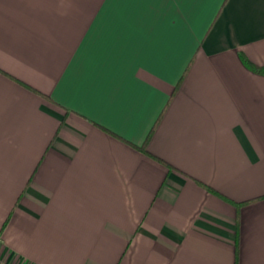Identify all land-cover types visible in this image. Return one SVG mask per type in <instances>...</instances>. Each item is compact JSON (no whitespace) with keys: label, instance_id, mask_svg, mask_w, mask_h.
<instances>
[{"label":"crops","instance_id":"crops-1","mask_svg":"<svg viewBox=\"0 0 264 264\" xmlns=\"http://www.w3.org/2000/svg\"><path fill=\"white\" fill-rule=\"evenodd\" d=\"M243 53L264 0H0V260L264 264Z\"/></svg>","mask_w":264,"mask_h":264},{"label":"trees","instance_id":"trees-1","mask_svg":"<svg viewBox=\"0 0 264 264\" xmlns=\"http://www.w3.org/2000/svg\"><path fill=\"white\" fill-rule=\"evenodd\" d=\"M242 55H243V58H244L245 62H246L251 68H252V70H254L255 72H258V73H264V65H262V64H258V63L254 62V61H251V60H250V59H249L244 53H243ZM184 76H185V73L182 75V77H181L180 80L178 81V83H177V85H176V87H175V90L173 91V94H174V93L176 92V90L179 88L180 84L182 83V81H183V79H184ZM18 80L21 81V82H23V83H25V84H27L25 81H22V80H20V79H18ZM27 85H28L29 87L33 88L34 90L39 91L37 88H34V87L31 86L30 84H27ZM39 92H40V91H39ZM165 108H166V107H165ZM165 108H164V109H165ZM164 109H163V111H164ZM163 111H162V113H163ZM162 113H161V115L158 117V119H157L155 125L153 126V128L151 129V131L149 132V134L147 135V138H146L145 142H144L142 145L139 146L140 149H142V150H144V151H146V152L152 154V155L155 156V157H158V156L155 155V154H153V153H151V151L147 148V143H148L150 137L152 136L153 131H154L156 125L158 124V122H159V120H160V118H161V116H162ZM170 166H171V165H170ZM171 167H172V166H171ZM199 182L202 183V184H204L205 186H207L209 189H212V190H214L215 192L222 194L221 192H219V191H217L216 189H214L211 185L206 184V183H204V182H202V181H199ZM249 201H250V200H249ZM245 202H247V201H242V202H238V203H245Z\"/></svg>","mask_w":264,"mask_h":264},{"label":"built area","instance_id":"built-area-1","mask_svg":"<svg viewBox=\"0 0 264 264\" xmlns=\"http://www.w3.org/2000/svg\"><path fill=\"white\" fill-rule=\"evenodd\" d=\"M0 264H8V263L5 262V261L0 260Z\"/></svg>","mask_w":264,"mask_h":264}]
</instances>
